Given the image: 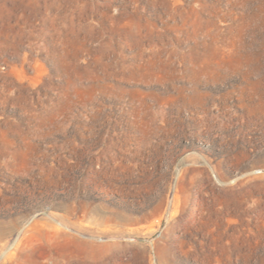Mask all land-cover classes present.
I'll list each match as a JSON object with an SVG mask.
<instances>
[{
	"label": "rangeland",
	"instance_id": "rangeland-1",
	"mask_svg": "<svg viewBox=\"0 0 264 264\" xmlns=\"http://www.w3.org/2000/svg\"><path fill=\"white\" fill-rule=\"evenodd\" d=\"M0 264H264V0H0Z\"/></svg>",
	"mask_w": 264,
	"mask_h": 264
}]
</instances>
